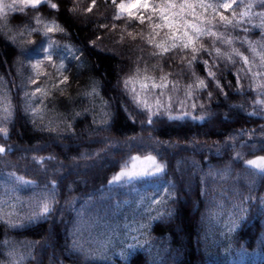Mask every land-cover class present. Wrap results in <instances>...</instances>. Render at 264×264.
Segmentation results:
<instances>
[{
	"label": "trees",
	"instance_id": "16d2710c",
	"mask_svg": "<svg viewBox=\"0 0 264 264\" xmlns=\"http://www.w3.org/2000/svg\"><path fill=\"white\" fill-rule=\"evenodd\" d=\"M249 3L235 27L201 17L231 44L201 36L164 55L155 44L186 42L183 20L153 31L111 0L0 15V264H264V172L245 163L264 157V4L233 10ZM130 155L165 170L110 184Z\"/></svg>",
	"mask_w": 264,
	"mask_h": 264
},
{
	"label": "snow or ice",
	"instance_id": "6c2138e0",
	"mask_svg": "<svg viewBox=\"0 0 264 264\" xmlns=\"http://www.w3.org/2000/svg\"><path fill=\"white\" fill-rule=\"evenodd\" d=\"M49 0H13L12 3L5 4L3 0H0V15L5 14V9L10 11H16V5H22L24 7L30 6L33 9L39 8V6L43 4H47ZM96 0H92V5L95 6ZM243 0H196V3H190L189 0H183V2L177 4L175 0H162L161 3H150V0H128L127 3L124 2V0H121L120 3H117V0H111L112 5L117 9V13L115 18L120 19L124 13H127L129 18L137 19L141 24H144L145 21L149 23L150 26H152L153 31L158 28L162 27H169L172 28L174 25L173 17H179L181 20H183V27L184 32L183 36L187 38L186 42H183L178 45L177 43L173 42L170 46L166 47L163 44H155L156 48L161 49L158 53H153V55H164L165 53L171 51L174 48L181 47V49H188L190 46L194 44L195 40H198L201 36H211L214 38V40H220L221 43L225 44H231V39H228L224 37L222 34H218L217 32H214L211 30V28L206 27L205 25L211 24V20L207 19L205 17L204 19H201L202 16H204L205 13H208L209 10L213 13L212 19H215L216 16H219V20L223 22L224 26L227 27L229 25L235 27L240 24V22L243 20L245 16H248L250 14V10L253 7L251 3L245 5V10L239 13V18H237V13L235 10H233V5L239 6L240 3H242ZM261 4H264V0H260ZM51 9H58V5L56 3L50 4ZM200 8L202 10L201 13L196 14L195 9ZM223 9L224 11L232 10L231 17L224 15L220 10ZM21 11L23 8L20 9ZM134 10L140 11L143 10V12L149 13L148 15H145L143 13L137 15ZM88 11H92V7L88 8ZM186 15H195L196 20H199L200 23H193L189 22L184 17ZM154 17L161 21V23H154ZM40 18L36 17V21L39 22ZM56 29L60 32H64L65 30L63 28H60L58 25L56 26ZM187 29H191L192 35L189 34ZM54 29L53 27H47V31L44 33L47 35V33L52 32ZM37 31L34 28H30L27 25H25L24 29L20 31L19 35L21 37L24 36L25 32H28L31 34V32ZM158 35V33H156ZM131 35V34H130ZM151 35V34H150ZM154 38H150L148 40V43H153ZM52 48V44L50 43L48 46V49H44L42 47V51L45 54V58L49 63H53L52 60V52L49 50ZM261 48H264V45H261ZM215 53L217 56H222L223 53H221L220 48H215ZM254 50V49H253ZM197 49L192 46V52L195 53ZM207 51V49H205ZM233 52L235 55L240 56L241 59L244 61V63H248V58L243 56L241 53H239L237 50L233 49ZM211 54V53H209ZM196 57L193 55L192 60H195ZM228 59L230 60L231 57L229 56ZM261 68H264V55L261 56ZM189 64H191V61H189ZM205 64H207V61H205ZM34 68L40 67V63H37L36 65H33ZM62 67V65L60 66ZM251 71V69H249ZM261 73H253V75H260ZM209 76L215 77V73L209 72ZM161 79H166V77H162ZM67 80V77L64 78L61 83L65 82ZM129 81H125V84H127ZM35 83V81H33ZM201 86L204 85V81L199 82ZM157 85L153 84V87H156ZM163 87V85H160ZM219 86V84H217ZM146 87V86H145ZM39 91V89H37ZM209 96H211V93H209ZM157 105H160V102L157 101ZM145 107H149L147 103H145ZM193 107L195 105L193 104ZM7 111V109H5ZM182 117H169V119H178ZM148 123L151 124L152 120L149 119ZM0 132H4L6 134V129H0ZM5 152V148L0 146V154H3ZM245 163L248 166H251L255 169L261 170V172H264V157H257L256 159L247 160ZM165 170V165L159 163L157 161V158L153 155H145L141 157L140 155H130L128 159L124 160L120 165V171L116 173L111 180L109 181L110 184L112 183H131L134 180H138L145 177H151L156 176L162 173ZM16 180H18L21 183H30V181H27L24 179V177H16ZM160 203H163V201H160ZM43 212L44 214H48L50 212V208L47 202L43 203ZM170 215V213H169ZM11 226V225H10Z\"/></svg>",
	"mask_w": 264,
	"mask_h": 264
},
{
	"label": "rangeland",
	"instance_id": "374dc122",
	"mask_svg": "<svg viewBox=\"0 0 264 264\" xmlns=\"http://www.w3.org/2000/svg\"><path fill=\"white\" fill-rule=\"evenodd\" d=\"M3 2L5 3V4H9V3H12L13 2V0H3ZM124 2L125 3H127L128 2V0H124ZM7 9H5V11H6ZM125 14V13H124ZM34 155H36V154H34ZM33 155V156H34ZM33 156H31V157H33ZM154 156V155H153ZM142 157V156H141ZM19 158V160L20 159H22L21 157H18ZM34 161H36V163L38 164L39 163V161H40V159H38V158H33L32 159V162H34ZM158 161V160H157ZM46 163H48L49 164V166L51 165V163H52V161H47ZM45 164V163H44ZM40 167H42V166H40ZM152 177V176H151Z\"/></svg>",
	"mask_w": 264,
	"mask_h": 264
}]
</instances>
